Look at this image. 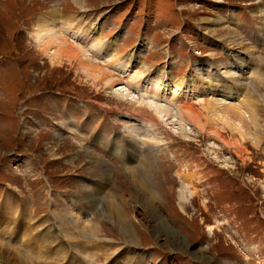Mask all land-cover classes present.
Instances as JSON below:
<instances>
[{"label":"rangeland","instance_id":"1","mask_svg":"<svg viewBox=\"0 0 264 264\" xmlns=\"http://www.w3.org/2000/svg\"><path fill=\"white\" fill-rule=\"evenodd\" d=\"M48 12L106 49L52 44L50 62L34 35ZM263 27L264 0H0L6 264H264Z\"/></svg>","mask_w":264,"mask_h":264},{"label":"bare ground","instance_id":"2","mask_svg":"<svg viewBox=\"0 0 264 264\" xmlns=\"http://www.w3.org/2000/svg\"><path fill=\"white\" fill-rule=\"evenodd\" d=\"M74 21H76L74 17L63 18V16H59V14L57 12H48V13H45V14H43V15H41L39 17V19L37 21L36 28L34 30V35H35V38H36V42L38 43L39 50L40 51H43L45 53L47 51V54L49 56L48 58H49L50 62L59 61V59L61 58L60 54L58 53L59 49H61L62 52H64L65 50H67L68 52L66 54H70L69 51L71 50L72 51L71 55H74V56H77L80 53H83V55H85V53L82 52L81 49L84 48V44L86 42L90 43V50H93L95 52L103 53V50L106 49L105 46H104V44L102 42H99V41H96L95 40V38H94L95 29L94 28L91 31H86L83 28H81V25H80L79 22H75L74 23ZM79 38L82 39V40H84L83 42H85V43L83 44ZM70 39H71L72 43H70V41H69ZM74 42H77V43H79L81 45H79L77 43H74ZM52 44L56 45L57 50H58L57 52H55L54 50H51V47L50 46ZM131 58L135 59V57H132V55H129V56L126 57V59H125L126 60L125 61V65L123 63L119 62L120 60H117L116 66H115L116 69H120L121 72L122 71H124V72L127 71V63L132 60ZM81 62H84V60L81 61ZM238 64L242 66V62L241 61H238ZM86 67H88L87 64H86ZM238 68H240V67H238ZM226 75L229 78L231 77L234 82H236L239 79V78H236L235 77L234 72L226 71ZM163 77H165V76H163ZM153 79H150V82L153 81ZM158 82L155 81V82L150 83V85L153 86V88L151 87L152 89L150 91H153V93L155 92V95L157 94L156 92L159 93L160 90L161 91L165 90L164 87L166 86V85H164V87H160L161 85H158L159 84ZM161 82H162V80H161V76H160V83ZM180 83H183V82H180L179 81L176 85H180ZM231 84H233V82H231ZM172 87L173 86H171V90L173 89ZM196 87L194 88V90L197 91V88ZM169 88H170V86L168 87V89ZM174 90H175L174 93H176V91L177 92L180 91L179 89L176 90L175 88H174ZM125 92L128 93V91L125 88H123V87H121L119 89V91H118V93H120L121 95H124L125 97L128 96V95H130L129 93L126 94ZM235 94L236 93H235L234 90H228V92H227V95L228 96L227 97L228 98L229 97L230 98H234L235 97ZM222 108L226 112H229L230 109H231V108H229L227 106H223ZM230 112H232V111H230ZM139 115H141V114H139ZM189 116H190V114H189ZM236 116H238V114ZM130 128H131V132H130V136H129L130 156L131 157H137V155L139 153V143H138V139H137L139 137V133H138V128L139 127L133 125ZM139 171H140V175H141V177H140L141 178L140 179L141 182L139 181V185H141V188H142L141 190H143L144 196L146 194H149L150 195V198H153V190H151L152 189L151 186L146 181V177H145L146 175H144L141 167H140ZM188 184H189V182H188ZM88 194H89V196H87L88 197V201L87 202L90 205H92V203L95 202L99 196H101L100 195V192H99V188L96 189V190L94 189L91 193H88ZM183 196H182V198H183ZM150 200L151 199H148L147 197H144V201L145 202H149ZM111 209H112L111 210L112 213H114L115 216H116V219H117L119 228L124 231L125 228H126V226H127L126 225V219L124 217V214L120 211V208L115 203H113L111 205ZM0 222H2L1 219H0ZM65 223H66V225H68L70 227V229H74L77 226L76 219H71V217H68V219L65 220ZM69 232H70L69 235H73V232H71V231H69ZM77 232H79V231H77ZM81 238L83 239V238H85V236H81ZM39 239L45 240L44 237H41V236L39 237ZM1 245H0V247H1ZM83 245H85V244H83ZM83 245H80V246H83ZM2 252L0 250V264H6L8 258L2 256ZM11 259L12 260L10 262H8V264H16L17 263L16 258L13 257Z\"/></svg>","mask_w":264,"mask_h":264}]
</instances>
